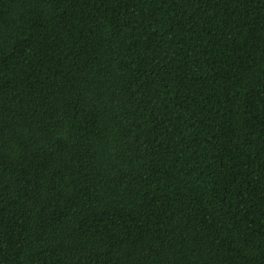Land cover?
Here are the masks:
<instances>
[{
	"label": "trees",
	"instance_id": "1",
	"mask_svg": "<svg viewBox=\"0 0 264 264\" xmlns=\"http://www.w3.org/2000/svg\"><path fill=\"white\" fill-rule=\"evenodd\" d=\"M0 264H264V0H0Z\"/></svg>",
	"mask_w": 264,
	"mask_h": 264
}]
</instances>
